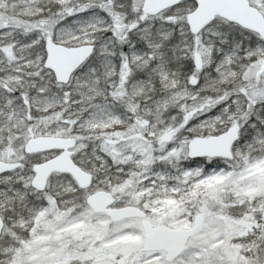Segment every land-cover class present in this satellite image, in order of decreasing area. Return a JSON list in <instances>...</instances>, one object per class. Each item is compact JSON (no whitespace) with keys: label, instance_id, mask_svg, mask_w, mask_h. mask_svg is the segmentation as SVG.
I'll use <instances>...</instances> for the list:
<instances>
[{"label":"snow or ice","instance_id":"6c2138e0","mask_svg":"<svg viewBox=\"0 0 264 264\" xmlns=\"http://www.w3.org/2000/svg\"><path fill=\"white\" fill-rule=\"evenodd\" d=\"M0 264H264V0H0Z\"/></svg>","mask_w":264,"mask_h":264}]
</instances>
